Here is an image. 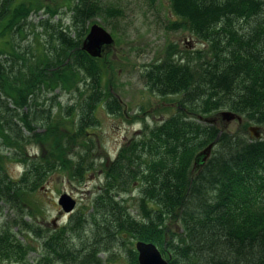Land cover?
Returning <instances> with one entry per match:
<instances>
[{"label":"trees","instance_id":"1","mask_svg":"<svg viewBox=\"0 0 264 264\" xmlns=\"http://www.w3.org/2000/svg\"><path fill=\"white\" fill-rule=\"evenodd\" d=\"M69 1L68 24L52 26L35 52L15 41L0 49V202L13 214L0 226V262L103 264L99 253L121 246L126 264H138L134 242L142 240L168 264H264V137L246 127L264 125V0H167L175 18L166 28L189 32L201 46L168 44L140 77L152 93L177 96L175 111L101 161L103 182L85 212L54 230L24 219H35L28 196L49 174L79 180L94 169L88 133L97 125L95 109L122 110L112 84L102 82L103 59L81 49L92 19L109 7ZM12 3L0 0V34L9 29L13 38L30 7ZM55 89L72 97L53 110L55 96L47 104L45 95ZM222 110L244 121L240 132L205 119ZM27 142L39 152H27ZM209 143L208 157L195 163ZM3 157L22 163L17 178L7 175ZM133 189L134 213L127 204ZM13 226L39 239L34 262Z\"/></svg>","mask_w":264,"mask_h":264},{"label":"rangeland","instance_id":"2","mask_svg":"<svg viewBox=\"0 0 264 264\" xmlns=\"http://www.w3.org/2000/svg\"><path fill=\"white\" fill-rule=\"evenodd\" d=\"M69 0H13L11 8L21 3L28 4L30 12L22 26L23 32L15 34L12 38L8 35L9 29L0 34V49H8L11 42H18L28 49L35 50L36 43L47 37V32L57 23L65 26L69 22L70 11L66 9ZM109 10L92 21L104 27L112 36L113 42L102 48L99 57L105 64L102 82L112 84L113 94L122 104L119 114H111L102 107L95 109L97 125L89 129L88 136L91 138L93 147L90 152L94 160V169L85 171L82 178L77 180L68 177L64 171H54L49 174L44 183L31 195L28 196L32 205L38 209L35 211V219L28 216L24 219L34 222L44 230L58 229L67 223L71 215L85 212L103 182V173L98 169L101 161L109 162L118 148L130 138L135 137L145 125H153L175 111L177 96H160L149 91L143 84L140 71L147 63L160 58L168 44H174L177 50H194L200 48V42L185 30H170L166 28L168 21L175 17L169 10L167 0H155L150 3L147 0H103ZM52 12V16L49 15ZM116 11V12H114ZM44 23L45 27L42 26ZM6 25V24H5ZM4 26L0 21V32ZM6 28V27H5ZM38 46V45H37ZM35 52V51H34ZM53 93V94H52ZM55 96L53 110L56 102L64 105L71 102L72 95L55 89L45 95L47 98ZM207 120L213 119L214 123L229 132H240L243 120L232 119L225 121L218 113L211 114ZM256 125L260 136L264 137V125L247 123L246 127ZM41 131L40 127L35 128ZM26 133V131H25ZM248 136V131H247ZM27 152L38 153L40 147L34 143L25 144ZM3 155L8 150L3 149ZM2 164L5 172L12 178H17L22 172L23 165L14 159L4 158ZM128 194L127 204L134 213L133 200ZM67 193L75 200L72 212L65 213L57 203L60 194ZM127 198V197H126ZM0 226L4 221L13 217L8 206L0 202ZM12 230L17 233L29 248L28 262H34L40 256L39 239L33 237L28 231L18 232L17 226ZM85 235L84 233H82ZM112 255L99 253L103 264H126L122 247L116 248ZM0 264H18L0 262Z\"/></svg>","mask_w":264,"mask_h":264},{"label":"water","instance_id":"3","mask_svg":"<svg viewBox=\"0 0 264 264\" xmlns=\"http://www.w3.org/2000/svg\"><path fill=\"white\" fill-rule=\"evenodd\" d=\"M112 42L111 34L104 27L97 23H92L81 41V49L92 57H99L102 48ZM219 115L225 121L232 119L240 121V117L229 110H222L219 112ZM209 121L213 122L214 120L211 119ZM257 130L258 126L256 125L248 127L249 134L255 138L260 137V133ZM211 148L212 143H209L197 152L194 157V162L204 161L208 157ZM57 203L65 213L72 212L75 206V200L67 193L60 194ZM134 249L137 252L138 264H168L159 249L152 242L137 240L134 242Z\"/></svg>","mask_w":264,"mask_h":264}]
</instances>
